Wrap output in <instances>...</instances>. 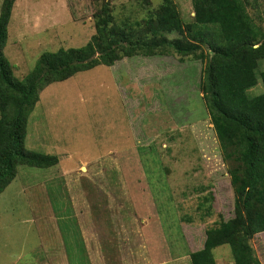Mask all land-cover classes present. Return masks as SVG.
Returning <instances> with one entry per match:
<instances>
[{
    "label": "rangeland",
    "instance_id": "rangeland-1",
    "mask_svg": "<svg viewBox=\"0 0 264 264\" xmlns=\"http://www.w3.org/2000/svg\"><path fill=\"white\" fill-rule=\"evenodd\" d=\"M248 1L264 25V0ZM140 2L111 0L115 15L131 20L161 0ZM174 2L185 20L193 17L190 0ZM100 3L15 0L3 49L13 76L21 80L43 52L86 44ZM200 68L173 56H136L46 84L24 144L58 162L19 165L0 193V264H190L186 253L202 245L204 228L218 213L233 214ZM261 90L258 81L248 93ZM208 193L206 215V204L197 206ZM253 243L264 264V232ZM213 254L216 264H233L228 244Z\"/></svg>",
    "mask_w": 264,
    "mask_h": 264
},
{
    "label": "trees",
    "instance_id": "trees-1",
    "mask_svg": "<svg viewBox=\"0 0 264 264\" xmlns=\"http://www.w3.org/2000/svg\"><path fill=\"white\" fill-rule=\"evenodd\" d=\"M140 1L151 6V0ZM190 1L194 14L188 20L174 0H161L147 7L141 19L131 20L117 17L111 0H101L92 15L91 39L80 47L43 52L21 80L13 76L3 53L15 0L1 1L0 193L19 165L46 168L58 162L56 155L24 144L27 117L46 84L136 56L199 61L198 87L226 165L233 214L225 219L218 213L204 228L202 245L186 254L190 264H216L214 248L228 244L233 264H262L253 238L264 232V25L251 15L248 0ZM258 81L262 90L249 94ZM212 199L210 193L204 195L198 209L206 204L204 212L211 214Z\"/></svg>",
    "mask_w": 264,
    "mask_h": 264
}]
</instances>
